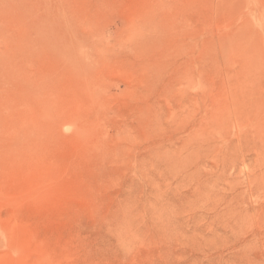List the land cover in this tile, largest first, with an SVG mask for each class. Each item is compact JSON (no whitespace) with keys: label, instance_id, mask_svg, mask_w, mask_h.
<instances>
[{"label":"rangeland","instance_id":"rangeland-1","mask_svg":"<svg viewBox=\"0 0 264 264\" xmlns=\"http://www.w3.org/2000/svg\"><path fill=\"white\" fill-rule=\"evenodd\" d=\"M0 264H264V0H0Z\"/></svg>","mask_w":264,"mask_h":264}]
</instances>
